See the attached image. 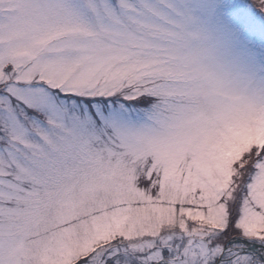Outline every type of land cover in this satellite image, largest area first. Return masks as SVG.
<instances>
[{"label":"snow or ice","instance_id":"obj_1","mask_svg":"<svg viewBox=\"0 0 264 264\" xmlns=\"http://www.w3.org/2000/svg\"><path fill=\"white\" fill-rule=\"evenodd\" d=\"M222 11L264 31V0H0V264H264V76Z\"/></svg>","mask_w":264,"mask_h":264},{"label":"rangeland","instance_id":"obj_2","mask_svg":"<svg viewBox=\"0 0 264 264\" xmlns=\"http://www.w3.org/2000/svg\"><path fill=\"white\" fill-rule=\"evenodd\" d=\"M216 35L232 65L243 71L255 69L260 76H264V31L242 29L227 12L222 11L216 25Z\"/></svg>","mask_w":264,"mask_h":264}]
</instances>
